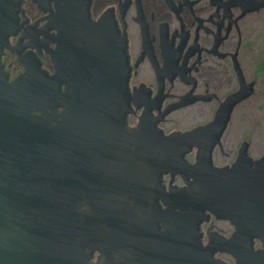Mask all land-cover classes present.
<instances>
[{
  "label": "water",
  "instance_id": "water-1",
  "mask_svg": "<svg viewBox=\"0 0 264 264\" xmlns=\"http://www.w3.org/2000/svg\"><path fill=\"white\" fill-rule=\"evenodd\" d=\"M23 1L0 0V264H229L217 252L264 264V155L249 156L244 141L230 166L211 161L254 83L236 67L239 89L205 125L169 135L144 122L129 128L126 38L115 23L106 14L90 20L85 0H52L51 21L32 33ZM31 1L45 12L47 0ZM236 4L243 13L264 8V0ZM49 29L52 74L39 57ZM5 51L20 72L11 75ZM168 173L185 186L166 189ZM210 215L234 231L203 245Z\"/></svg>",
  "mask_w": 264,
  "mask_h": 264
},
{
  "label": "flooded vegetation",
  "instance_id": "flooded-vegetation-1",
  "mask_svg": "<svg viewBox=\"0 0 264 264\" xmlns=\"http://www.w3.org/2000/svg\"><path fill=\"white\" fill-rule=\"evenodd\" d=\"M89 19L97 21L106 14L126 38L128 58V91L131 111L126 116L129 128L141 122L169 135L191 130L212 121L224 99L239 89L236 67L246 83L253 82V93L235 104L219 143L211 151L216 167L230 166L236 159L241 141V106L251 101L257 88V53L259 44L255 12H242L236 0H85ZM22 8L32 33L46 26L56 11L47 0L41 12L31 0ZM264 9V8H263ZM56 34L49 29L39 35L44 43L39 56L41 66L49 74L54 64L47 50H54L51 41ZM18 36L10 39L15 44ZM24 39L22 43H25ZM37 41V40H35ZM28 49L24 50L25 53ZM3 59L10 65L11 75L21 71L14 63L16 55L5 51ZM264 72V69H261ZM65 84L61 85L64 90ZM155 133V131H154ZM199 148L193 146L185 155L188 164L196 163ZM257 158V157H256ZM168 188L185 186L180 175H162ZM233 225L210 215L200 224L201 243L207 244L211 233L229 237ZM259 243L255 244L258 247ZM97 253H95V257ZM215 257L229 264L234 259L227 253Z\"/></svg>",
  "mask_w": 264,
  "mask_h": 264
},
{
  "label": "rangeland",
  "instance_id": "rangeland-1",
  "mask_svg": "<svg viewBox=\"0 0 264 264\" xmlns=\"http://www.w3.org/2000/svg\"><path fill=\"white\" fill-rule=\"evenodd\" d=\"M257 23L259 44H264V9L253 15ZM264 60V45L259 46L257 53V88L251 101L241 106L242 119L240 122L241 141L250 142L249 153L253 157L264 155V72L261 62Z\"/></svg>",
  "mask_w": 264,
  "mask_h": 264
},
{
  "label": "trees",
  "instance_id": "trees-1",
  "mask_svg": "<svg viewBox=\"0 0 264 264\" xmlns=\"http://www.w3.org/2000/svg\"><path fill=\"white\" fill-rule=\"evenodd\" d=\"M261 69H264V60L261 62Z\"/></svg>",
  "mask_w": 264,
  "mask_h": 264
}]
</instances>
